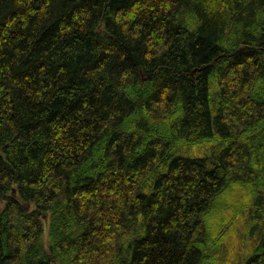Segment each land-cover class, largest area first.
<instances>
[{
    "label": "trees",
    "instance_id": "obj_1",
    "mask_svg": "<svg viewBox=\"0 0 264 264\" xmlns=\"http://www.w3.org/2000/svg\"><path fill=\"white\" fill-rule=\"evenodd\" d=\"M238 236L264 264V0H0V264Z\"/></svg>",
    "mask_w": 264,
    "mask_h": 264
},
{
    "label": "rangeland",
    "instance_id": "obj_2",
    "mask_svg": "<svg viewBox=\"0 0 264 264\" xmlns=\"http://www.w3.org/2000/svg\"><path fill=\"white\" fill-rule=\"evenodd\" d=\"M239 195L246 196L247 193L244 191H240ZM48 227L49 222L46 223V233L44 234V241L45 244L48 246ZM252 248L248 246V244L240 237H236L235 242L230 244L227 247V257L222 261V264H244L245 261L248 259L249 255L252 253Z\"/></svg>",
    "mask_w": 264,
    "mask_h": 264
}]
</instances>
